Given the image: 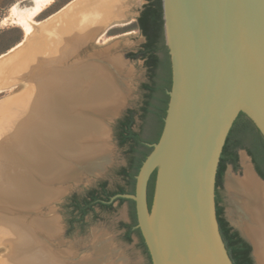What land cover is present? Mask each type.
<instances>
[{
	"label": "water",
	"instance_id": "95a60500",
	"mask_svg": "<svg viewBox=\"0 0 264 264\" xmlns=\"http://www.w3.org/2000/svg\"><path fill=\"white\" fill-rule=\"evenodd\" d=\"M161 9L171 63L164 126L149 145L134 194L111 200L134 202L135 228L151 264H232L216 220L215 178L240 113L264 139V0H161ZM154 171L149 209L146 188Z\"/></svg>",
	"mask_w": 264,
	"mask_h": 264
},
{
	"label": "bare ground",
	"instance_id": "6f19581e",
	"mask_svg": "<svg viewBox=\"0 0 264 264\" xmlns=\"http://www.w3.org/2000/svg\"><path fill=\"white\" fill-rule=\"evenodd\" d=\"M115 1L119 2L118 8L121 10L122 0H91L87 11L96 10L98 13L110 8ZM76 2L69 3L37 27L71 13ZM79 13L82 12L74 14L73 18H77ZM30 34L27 40L32 38L33 32ZM86 38L78 36L73 39L62 52L60 60L73 55ZM22 44L0 56V61ZM108 60L114 65L112 71L104 65L105 62L101 65L103 60L90 58L68 66L52 65L44 78L37 108L28 114L25 122H19L24 124L22 131L17 132L19 128L14 116L0 119V139L9 132L11 134L8 137L14 136V139L17 136L16 140L4 144L5 153L0 152V160H4L0 161V244H5L9 249L8 255L0 258V264H96L106 252L98 248L95 253L76 261L77 258L71 257L70 249L54 251L45 236L57 240L60 231L58 221L55 218L42 219L33 214L65 194L68 190L65 186L67 181H77L81 177L75 180L70 176L77 177L93 171L97 173L101 169L92 162L99 155L106 156L109 151L105 144L109 131L103 120L114 112L112 109L115 104L124 98V91L117 79L123 62L118 57ZM31 94L29 92L27 98L30 99L33 96ZM25 107L30 109L31 104L18 106L13 114L19 115ZM242 157V175L234 177L228 174L225 188L235 206L241 231L252 245L256 264H264V185L243 154ZM76 169L80 172L77 173ZM99 264H103V261Z\"/></svg>",
	"mask_w": 264,
	"mask_h": 264
},
{
	"label": "rangeland",
	"instance_id": "374dc122",
	"mask_svg": "<svg viewBox=\"0 0 264 264\" xmlns=\"http://www.w3.org/2000/svg\"><path fill=\"white\" fill-rule=\"evenodd\" d=\"M73 1L75 0H38L37 2L34 0H0V56L23 42L22 50L21 47L15 49L13 52L21 51L10 57L11 59L6 61L7 64L5 62L0 63V83L3 86L0 88V119L14 116L18 125L17 129L19 128L17 132L22 131L21 128L24 124L21 125L19 122H25L28 114L37 108L44 88V78L48 75V70L52 65L68 66L78 60L90 58L103 60L101 65L105 62L104 65L112 71L114 65L108 59L120 58L123 62V68L117 73L119 76L117 79L118 85L124 91V98L122 97L123 101L119 102L120 105L115 104L112 109L114 112L117 111V114L111 115V117L107 116L103 120V124L109 131L105 142L109 151L104 157L99 155L98 161L93 158L92 162V164L101 167L100 171L97 173L90 172L89 175L82 173L77 177L75 175L70 176L69 178L75 180L81 177L76 182L67 181L65 184L68 187L66 193L55 200L53 204L41 207L39 213L37 212L33 216L36 215L42 219L55 218L58 221L60 231L57 240L46 236L45 239L54 251L70 249L71 257L77 258L76 261L85 255L95 253L98 248H102L106 252L96 264L102 261L103 264H149L140 237L131 234L129 241L124 238L125 230L121 227V223H130V209L127 202L119 204L114 199L110 200L112 201L110 209L94 207V211L88 213L83 221L74 222L70 226V221L76 220L77 216L72 213L68 201L72 195L85 196L88 191L97 189L102 182L106 184V189L109 192H115L119 187H125V181L119 175V171L127 166V149L118 146L115 130L117 121L123 117L127 110H133L136 113L133 129L138 130L140 125L138 115L144 96L141 86L148 81V75L143 61L141 59L132 60L128 58V55L136 53L145 41L137 29L136 18L146 1L122 0L121 10L118 8L119 2L115 1L110 8L104 9L106 11L102 10L97 13L96 10L87 11L91 0H77L71 13H67L55 22L47 21L41 24V29L37 27L39 23ZM79 11L82 13H79L77 18H73V15ZM120 11H122L121 14ZM84 22L86 24L82 26ZM28 31H30L29 34L31 32L33 35L35 34L29 40H27ZM78 36L87 37L85 43L83 41L84 44L79 45L73 55L61 61L64 49L68 48L72 40ZM8 56L6 55V57ZM6 57L2 58L5 59ZM2 58L1 60H3ZM16 72L19 73L15 75ZM29 92L33 93L30 99L27 98ZM13 98L17 99L14 100ZM8 102L10 103L8 104ZM27 104H31L30 109L25 107V110L19 115L13 114L18 106ZM6 105L9 106L5 107ZM10 134L11 132L0 139L1 153H5L4 144L17 139V136L14 139V136L8 137ZM242 154L253 169L246 152L239 151L237 168L234 169L230 165L226 166L222 186L219 187L218 191L221 196L219 204L223 210L224 218L244 238L241 225L237 220L235 206L231 203L225 188V179L228 174L234 177L242 175ZM76 171L77 173L80 172L78 169ZM62 186L64 187V185ZM8 252L9 249L5 244H0V258L7 256Z\"/></svg>",
	"mask_w": 264,
	"mask_h": 264
},
{
	"label": "trees",
	"instance_id": "16d2710c",
	"mask_svg": "<svg viewBox=\"0 0 264 264\" xmlns=\"http://www.w3.org/2000/svg\"><path fill=\"white\" fill-rule=\"evenodd\" d=\"M145 1L146 3L136 18L137 29L145 41L136 53L128 55V58L132 60L141 59L148 75V81L141 86L144 96L138 115L140 125L138 130L133 129L136 113L133 110H127L123 117L117 121L115 130L118 146L127 149V166L119 171V175L125 181V187H119L117 191L109 192L106 189V184L102 182L97 189L88 191L85 196L72 195L68 198L69 207L72 209V213L76 214L77 219L71 220L70 226L74 222L83 221L88 213L94 211V207L110 209L112 204L110 200L113 196L134 194L135 177L142 163L152 151V147L149 145L156 144L162 133L169 102L168 92L171 90V63L163 38L161 0ZM239 151L246 152L255 172L264 181V139L254 124L242 113L234 121L223 145L216 172L215 188L221 186L227 165L234 169L237 168ZM155 180L156 171L151 174L146 188L149 209ZM115 201L119 204L127 202L129 205L130 223H121V227L125 230V240L129 241L131 234L138 235L148 256L149 264H151L140 231L134 228L137 225L134 202L123 198H117ZM218 203L219 201L215 200L216 220L231 263L254 264L250 245L228 225Z\"/></svg>",
	"mask_w": 264,
	"mask_h": 264
},
{
	"label": "flooded vegetation",
	"instance_id": "af4514ba",
	"mask_svg": "<svg viewBox=\"0 0 264 264\" xmlns=\"http://www.w3.org/2000/svg\"><path fill=\"white\" fill-rule=\"evenodd\" d=\"M221 186H222V184H221ZM221 186H219V187H221ZM219 187H217V188H215V200L216 201H219V203H220V201H221V196H220V194H219V191H218V189H219ZM218 203V206H220V204ZM224 217V216H223ZM226 220V219H225ZM227 222V221H226ZM228 223V222H227ZM228 225H229V223H228ZM230 226V225H229ZM233 230H236V229H234L232 226H230ZM135 228V227H134ZM237 231V230H236ZM238 232V231H237ZM239 233V232H238Z\"/></svg>",
	"mask_w": 264,
	"mask_h": 264
}]
</instances>
